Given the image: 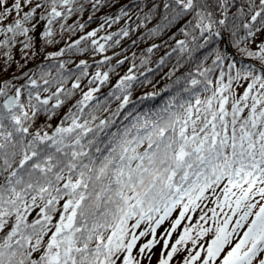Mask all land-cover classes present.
Returning a JSON list of instances; mask_svg holds the SVG:
<instances>
[{"label":"snow or ice","instance_id":"6c2138e0","mask_svg":"<svg viewBox=\"0 0 264 264\" xmlns=\"http://www.w3.org/2000/svg\"><path fill=\"white\" fill-rule=\"evenodd\" d=\"M111 4L0 0V264H143L161 242L157 264H264V0H164L149 37L186 22L156 65L176 53L168 79L189 70L143 114L132 97L160 45L122 43L156 5L87 30Z\"/></svg>","mask_w":264,"mask_h":264},{"label":"trees","instance_id":"16d2710c","mask_svg":"<svg viewBox=\"0 0 264 264\" xmlns=\"http://www.w3.org/2000/svg\"><path fill=\"white\" fill-rule=\"evenodd\" d=\"M155 3L156 5V12H154L151 16V22L146 24L145 28L138 29L136 33H130V37L126 38L125 41L122 43V47L124 52H126L129 56H131L132 52L137 53L138 56L146 54V48L148 46H151L152 43H156L160 45L159 50H155L153 54H151V60L152 63L149 64V67L153 69L152 72L146 73L147 79L151 81L150 84H146L144 86L137 85L136 91L133 95V100L137 101V107L136 110L138 113H145V112H152L160 109L173 95H176L177 93V87L173 85V81L176 79V77H182L186 71L189 70L188 62L185 60L184 67L179 68L175 74L172 77V80L168 79V73L173 69L174 66L177 65V54L173 53L171 58L167 59L165 64L160 65L157 67L156 62L159 61L160 57L164 55L166 52L171 51V47L174 46L175 40L183 39L184 37L180 33L179 29L180 27H183L184 23L186 21H180L177 20L175 24L165 28L162 32H160L159 35L154 37H149L148 34V28H154L157 25L161 24V21L163 20V17L168 14L167 10L163 8L164 0H141L139 6H137L136 3L133 2V0H112V4L108 7L102 8L99 12L96 13V19L91 22L88 26L87 30H92L93 28L97 27L101 21V18L106 17L109 14H116L118 13L119 9L121 7L127 6L126 10L129 12V14L132 17V21L136 20L137 16H143L145 12L148 11L149 5L152 3ZM143 9V11H141ZM91 14V13H88ZM77 19H87V15L83 17H77ZM127 18H124L121 20V22L118 25H114L113 28L107 29V31H118L120 27L124 26V20ZM132 21H129V24L132 26H135L132 24ZM138 23V21H137ZM105 34L104 32L101 33V35ZM67 39V37H65ZM136 40V44H132V40ZM63 46V45H60ZM55 49L49 48L48 51H52ZM117 51H120V49H117ZM110 54V53H109ZM14 59L16 61H20L21 63H24V61L21 59V54L19 52V46L17 49L14 50ZM122 58V57H121ZM238 58V57H237ZM42 56L39 60L32 59L29 60L26 64V67L23 69V71H27L29 68H35L36 65L41 62ZM3 64V61L0 60V65ZM128 63L121 66L118 70V73L112 74V80L113 83L116 79H118L119 75H123L127 71ZM93 70L94 67H93ZM106 70V69H104ZM21 70L18 69L15 64H13L10 68V70H7L5 78H10L13 74H20ZM141 80H144V77L140 78ZM14 83L19 84V81H14ZM168 89L167 91H163V89ZM110 90V86H106L102 89L103 93L106 94ZM147 91H158L160 94L152 100H144L139 101L138 97L143 95ZM181 95L184 98H188L187 93H181ZM115 106V105H113ZM131 107V106H130ZM122 120V117L119 118L118 123ZM124 123H127L125 121ZM112 131H115V128L112 129ZM177 213H174L172 217L169 218V221L175 218ZM169 221H166L169 222ZM177 234H173V239L170 240V243L174 242V239L176 238ZM151 237L142 238V242H146L147 239H150ZM186 255V254H185ZM183 257V256H182ZM180 254H178V258H174L173 264H181V261L179 260L182 258Z\"/></svg>","mask_w":264,"mask_h":264},{"label":"rangeland","instance_id":"374dc122","mask_svg":"<svg viewBox=\"0 0 264 264\" xmlns=\"http://www.w3.org/2000/svg\"><path fill=\"white\" fill-rule=\"evenodd\" d=\"M193 215L195 216V214H193ZM169 227H170V221L167 223L165 222V224L162 225L160 229H158V238H160V236H162L164 234V232L166 231V229ZM161 250H162V242H161V244L157 245L153 249V252L150 254L152 257L151 260L147 259V257L143 258V264H157ZM185 254L186 253H181L180 255L182 257ZM175 258H178V255ZM182 258L179 259L181 261V264H182Z\"/></svg>","mask_w":264,"mask_h":264}]
</instances>
